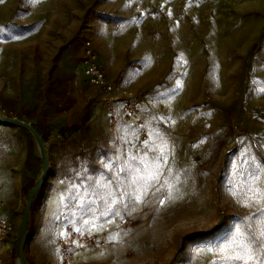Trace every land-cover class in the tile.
Segmentation results:
<instances>
[{"label":"rangeland","instance_id":"rangeland-1","mask_svg":"<svg viewBox=\"0 0 264 264\" xmlns=\"http://www.w3.org/2000/svg\"><path fill=\"white\" fill-rule=\"evenodd\" d=\"M86 40L107 73L144 95L141 122L84 83ZM0 100V116L32 121L49 158L23 242L29 264H209L203 249L248 224L259 231L264 0H0ZM56 102L69 124L58 130L46 123ZM86 140L95 154L74 155ZM154 156L159 182L133 186L141 158L155 170ZM42 167L32 133L0 122V264H19ZM134 189L147 194L129 201ZM67 225L95 236L71 263L56 247Z\"/></svg>","mask_w":264,"mask_h":264},{"label":"built area","instance_id":"built-area-1","mask_svg":"<svg viewBox=\"0 0 264 264\" xmlns=\"http://www.w3.org/2000/svg\"><path fill=\"white\" fill-rule=\"evenodd\" d=\"M81 65V76L84 83L101 93L110 108L116 102L124 118L141 122L145 107L144 95L131 92L127 86L107 73L100 63L99 52L91 40L84 42ZM7 205V201H0V209ZM6 227V220L1 219L0 228ZM76 229L78 228L73 225H67L57 237V254L64 263H71L83 246L95 241V236L90 232L82 230L78 232Z\"/></svg>","mask_w":264,"mask_h":264},{"label":"snow or ice","instance_id":"snow-or-ice-1","mask_svg":"<svg viewBox=\"0 0 264 264\" xmlns=\"http://www.w3.org/2000/svg\"><path fill=\"white\" fill-rule=\"evenodd\" d=\"M161 155H163V150H160ZM133 160L137 159L136 157L132 158ZM165 162L167 161V157H164ZM153 160L155 161V170H151L149 165L144 164L143 159L141 158V164L144 166V173L140 174V169H135V175L131 181L133 186L135 185H144L151 181L159 182L161 176L163 174V167L159 163V157L154 156ZM121 171H124L122 169ZM165 184H168V181H164ZM253 183H257L255 178H253ZM163 187V185H162ZM246 189L251 192L252 185L246 184ZM259 187L264 189V182L259 183ZM159 190V189H157ZM147 192H137L135 189L133 192L128 193L129 201L132 199L141 200L142 195H146ZM236 193H234L235 195ZM111 195V193H109ZM172 195V187H169V197ZM257 203L260 201L257 200ZM112 203H116L115 199ZM165 201H161L163 205ZM245 206H251L249 201H244ZM127 207V205H126ZM114 215H119V213H114ZM260 217L264 218V207L258 209V213ZM246 220H252L254 217H246ZM76 231H80V229H76ZM110 241H119L118 234L115 236L109 237ZM259 251V255L256 254V251ZM206 254L213 255L214 259L209 262V264H264V219L259 221V231L253 229L251 224L247 225V231H241L240 229H236V231L224 242L218 243L215 246L207 247L203 249Z\"/></svg>","mask_w":264,"mask_h":264},{"label":"water","instance_id":"water-1","mask_svg":"<svg viewBox=\"0 0 264 264\" xmlns=\"http://www.w3.org/2000/svg\"><path fill=\"white\" fill-rule=\"evenodd\" d=\"M14 121H16L17 123ZM0 122L16 124V125L22 126V127L26 128L27 130H29L32 133V135L34 136L36 143L41 150V157H42V161H43L42 172H41L38 180L36 181L35 186L31 192L30 196L26 200L25 210L23 213L22 223H21V230L24 229L25 232L23 235L19 234V236L17 238V244H16V255H17V253H20L22 264H29L25 255H24L23 242H24V238H25L26 232H27L31 203H32L34 197L36 196V194L38 193V191L40 190V188L42 187V185L46 179L47 173L49 172V169H50L49 158H48L45 142H44L42 136L29 122L22 121L20 119L17 120L16 117H8V116H0Z\"/></svg>","mask_w":264,"mask_h":264},{"label":"crops","instance_id":"crops-1","mask_svg":"<svg viewBox=\"0 0 264 264\" xmlns=\"http://www.w3.org/2000/svg\"><path fill=\"white\" fill-rule=\"evenodd\" d=\"M109 74V73H108ZM110 75V74H109ZM111 76V75H110ZM113 77V76H112ZM114 78V77H113ZM115 79V78H114ZM1 101V100H0ZM3 103V102H2ZM1 104V102H0ZM4 104V103H3ZM63 105V103L61 102H56L55 103V110H47L48 111V115H47V119H46V123L53 128L54 130H58L61 129L62 127H66L69 124L67 123V109L66 108H61ZM30 123H32V121H29ZM67 131V130H66ZM65 131V132H66Z\"/></svg>","mask_w":264,"mask_h":264},{"label":"trees","instance_id":"trees-1","mask_svg":"<svg viewBox=\"0 0 264 264\" xmlns=\"http://www.w3.org/2000/svg\"><path fill=\"white\" fill-rule=\"evenodd\" d=\"M80 138L79 140H81ZM97 149L96 144H92L90 140H86L84 142V146L78 147L74 155H80L81 157H87V156H93L95 154V151ZM46 181V179H45ZM44 181V182H45Z\"/></svg>","mask_w":264,"mask_h":264},{"label":"bare ground","instance_id":"bare-ground-1","mask_svg":"<svg viewBox=\"0 0 264 264\" xmlns=\"http://www.w3.org/2000/svg\"><path fill=\"white\" fill-rule=\"evenodd\" d=\"M17 119V118H16ZM18 120V119H17ZM14 122H16V121H14ZM17 123V122H16ZM40 149V148H39ZM41 151V150H40ZM24 232H25V230L24 229H22V230H20V233L19 234H24ZM17 260H18V262H19V264H22V260H21V255H20V253H17Z\"/></svg>","mask_w":264,"mask_h":264}]
</instances>
